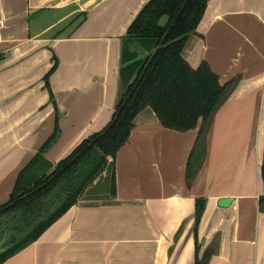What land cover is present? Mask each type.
Listing matches in <instances>:
<instances>
[{
	"label": "crops",
	"instance_id": "crops-1",
	"mask_svg": "<svg viewBox=\"0 0 264 264\" xmlns=\"http://www.w3.org/2000/svg\"><path fill=\"white\" fill-rule=\"evenodd\" d=\"M149 2L0 0V205L56 127L44 152L53 167L111 121L123 55L151 52L126 39ZM195 33L187 64L206 62L221 85H237L213 117L192 185L199 126L167 130L147 108L115 156V196L81 198L3 264H194L195 241L208 264H264V0H208Z\"/></svg>",
	"mask_w": 264,
	"mask_h": 264
},
{
	"label": "trees",
	"instance_id": "trees-1",
	"mask_svg": "<svg viewBox=\"0 0 264 264\" xmlns=\"http://www.w3.org/2000/svg\"><path fill=\"white\" fill-rule=\"evenodd\" d=\"M208 0H150L127 30L129 41H148L151 52L143 59L138 53L125 54L120 70V97L111 121L99 133L84 139L54 169L44 152L57 134L20 172L9 201L0 205V264L34 243L53 223L82 197L87 188L96 187L98 179L109 172L110 180L99 184L100 192L115 196L114 160L134 128L135 118L150 108L167 130L198 133L188 156L186 183L190 187L201 169L207 151L206 136L215 113L223 106L237 85L234 78L219 83L206 62L192 69L182 57L187 40L195 35ZM163 16L165 28L157 23ZM45 77L46 88L53 102ZM263 194L258 208L264 215V153L261 166ZM195 225L201 218L204 201L196 203ZM196 238V236H195ZM210 253L199 257L195 241L194 264H208Z\"/></svg>",
	"mask_w": 264,
	"mask_h": 264
},
{
	"label": "rangeland",
	"instance_id": "rangeland-1",
	"mask_svg": "<svg viewBox=\"0 0 264 264\" xmlns=\"http://www.w3.org/2000/svg\"><path fill=\"white\" fill-rule=\"evenodd\" d=\"M54 167L52 166L51 170L54 169ZM109 180H110L109 172H104V174L101 176V178L98 179V185L96 187L90 186L89 188H87L84 197H90V195L92 196V195H96L95 193H99L100 192V188H98L99 184L104 185V188H105V186ZM84 197H82V198H84Z\"/></svg>",
	"mask_w": 264,
	"mask_h": 264
},
{
	"label": "water",
	"instance_id": "water-1",
	"mask_svg": "<svg viewBox=\"0 0 264 264\" xmlns=\"http://www.w3.org/2000/svg\"><path fill=\"white\" fill-rule=\"evenodd\" d=\"M168 21H169V17H168V16H163V17H161V18L159 19V21H158V23H157V26H158L159 28H165L166 25H167V23H168ZM227 203H229V200H221V201L219 202V205H220L221 207H224L225 205H227Z\"/></svg>",
	"mask_w": 264,
	"mask_h": 264
}]
</instances>
